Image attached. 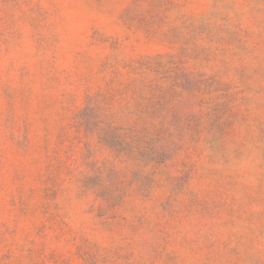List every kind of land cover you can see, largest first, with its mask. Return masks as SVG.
Instances as JSON below:
<instances>
[{
    "label": "rangeland",
    "instance_id": "obj_1",
    "mask_svg": "<svg viewBox=\"0 0 264 264\" xmlns=\"http://www.w3.org/2000/svg\"><path fill=\"white\" fill-rule=\"evenodd\" d=\"M0 264H264V0H0Z\"/></svg>",
    "mask_w": 264,
    "mask_h": 264
}]
</instances>
